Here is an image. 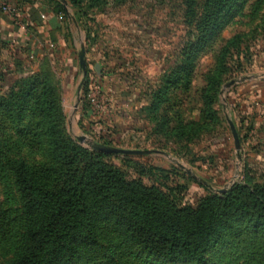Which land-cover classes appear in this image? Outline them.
<instances>
[{
  "label": "rangeland",
  "instance_id": "obj_1",
  "mask_svg": "<svg viewBox=\"0 0 264 264\" xmlns=\"http://www.w3.org/2000/svg\"><path fill=\"white\" fill-rule=\"evenodd\" d=\"M34 1L37 15L51 11V23L36 29L40 47L0 61L1 164L20 160L53 173L52 116L68 146L91 149L79 140L86 136L162 151L109 161L181 206L194 207L235 182L264 186V0L227 1L223 9L214 0H111L79 8L68 0ZM111 206L104 202L97 218L100 247L110 256L98 264H194L133 245ZM231 222L207 264H264V227ZM25 226L12 174L1 168L0 264L15 255ZM92 261L84 256L75 264Z\"/></svg>",
  "mask_w": 264,
  "mask_h": 264
},
{
  "label": "trees",
  "instance_id": "obj_2",
  "mask_svg": "<svg viewBox=\"0 0 264 264\" xmlns=\"http://www.w3.org/2000/svg\"><path fill=\"white\" fill-rule=\"evenodd\" d=\"M68 1L79 8L111 0ZM214 1L223 9L227 1L235 0ZM29 96H21V105ZM48 120L57 176L51 168H34L20 160L0 163V169L8 166L12 174L26 224L19 248L7 264H75L84 256L98 264L108 259L96 225L107 201L112 202L110 213L133 245L171 261L207 264V252L235 218L264 227V186L249 180L235 182L194 207L181 206L160 186L145 184L110 162L114 153L63 143L52 116Z\"/></svg>",
  "mask_w": 264,
  "mask_h": 264
},
{
  "label": "crops",
  "instance_id": "obj_3",
  "mask_svg": "<svg viewBox=\"0 0 264 264\" xmlns=\"http://www.w3.org/2000/svg\"><path fill=\"white\" fill-rule=\"evenodd\" d=\"M20 7L21 20L15 22L8 14L0 10V61L13 57L14 50L17 56L24 53L27 48L31 50L40 47L38 31L42 27L48 26L49 19H45L46 15H50L51 11L46 8L37 15V5L34 0H14ZM40 4V2H39ZM34 7V8H33ZM41 17H44L42 19Z\"/></svg>",
  "mask_w": 264,
  "mask_h": 264
},
{
  "label": "water",
  "instance_id": "obj_4",
  "mask_svg": "<svg viewBox=\"0 0 264 264\" xmlns=\"http://www.w3.org/2000/svg\"><path fill=\"white\" fill-rule=\"evenodd\" d=\"M64 4H67L66 0H61ZM80 66L81 69H85V64H86V50L85 47L82 46L80 53ZM236 81L233 80L232 82L229 83V85L234 84ZM230 126L234 135L235 143H236V148L240 150L241 148V141H240V136L238 133V130L236 128V125L233 121L230 120ZM79 140L82 143L87 142L92 148L102 150L108 153H114V154H125V155H148L152 153H163L162 151L159 150H154V149H127V148H121V147H115V146H109V145H104L102 143H99L97 141L93 140H88L86 136H81L79 137ZM240 155V152H239ZM226 190H222L221 193H224Z\"/></svg>",
  "mask_w": 264,
  "mask_h": 264
},
{
  "label": "built area",
  "instance_id": "obj_5",
  "mask_svg": "<svg viewBox=\"0 0 264 264\" xmlns=\"http://www.w3.org/2000/svg\"><path fill=\"white\" fill-rule=\"evenodd\" d=\"M0 10L8 14L15 22H20L21 10L14 0H0Z\"/></svg>",
  "mask_w": 264,
  "mask_h": 264
}]
</instances>
